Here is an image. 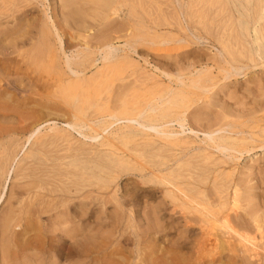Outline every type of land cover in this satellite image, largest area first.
I'll use <instances>...</instances> for the list:
<instances>
[{
  "label": "rangeland",
  "instance_id": "rangeland-1",
  "mask_svg": "<svg viewBox=\"0 0 264 264\" xmlns=\"http://www.w3.org/2000/svg\"><path fill=\"white\" fill-rule=\"evenodd\" d=\"M0 7V22H3L2 24L0 23V37H3V46H5L7 53H9L12 58L11 62L3 59L0 64L2 67L9 64V72L12 76L10 78L11 80L13 79V81L16 80L14 82L17 86L19 84L21 85L18 86L19 88L25 87L24 89H27L26 85L27 87L29 86L30 77L38 79L39 92L37 93H45L47 98L36 100L29 105L33 109L36 108L35 110L41 107L40 102L45 103L47 107L49 106L48 109L46 108L43 110V114L46 116L43 121L46 120L47 122L41 124L39 126L40 128L38 127L39 130L36 134H33L34 136L32 135L29 140H26L29 135L14 136L13 139L17 142V144L15 143L14 145L17 147H12L11 152H14L16 149L14 152L16 155L15 161H12L11 158L13 157H10V159H6V162L4 161L3 164H0V221L7 213V206H9L10 203L13 205L14 200L18 197L17 194L20 192H45L47 189H57V185H59L58 179L60 178L56 175V171L59 167V169L62 168V170H66V177L69 179H62H64L67 187L69 186L68 188L71 190L77 188L78 194L82 192L83 197L82 195L79 196L74 200L75 203L80 201L81 198V201L84 200L83 202L85 203L93 202L94 204V215H97V217L95 218V216H90L89 214L88 216L86 215L81 219V228L93 230V234H90V239L87 243L90 244L94 242L96 248H98L97 251L99 255H97V258H100V254L111 253L115 258L128 257L131 260L133 259L132 264H134L138 258L144 256H160L159 258H161L170 256L171 254L188 255L192 244H190L191 246L188 244L181 246L176 243L174 239L171 240L170 238L163 237L156 229H159V226L156 223L155 217L160 215L156 207L161 201L162 194L159 192L160 190H158L159 186L146 181L149 176L145 175V169L153 167V165L161 160L156 151L157 148H153V151H151L152 149L146 144V141H154V144L158 145L160 142L158 137L153 132H144L136 123L130 122V124L122 119H120L121 122L119 119L116 120L117 123L113 119L107 118V116L110 117L109 115H115L114 110L121 104L127 105V107L132 110H141V108L143 109L148 104L152 107L155 105V109L160 108L159 98L164 95V92L168 90L173 91L180 86L179 82L175 81V83H172L173 81L171 82L165 74L173 76L181 75L183 79L181 80L184 85L189 83L184 91L185 96L187 95L185 107L190 106V108H195L199 105V108L202 109L211 101V93L215 92V94L217 93V97L214 96L213 98L216 102L208 109H205L206 113L204 110H201V116L204 114L205 118L209 120L217 116L221 117V113H218L220 110H223V112L224 110L229 111L226 118L228 122L232 121L235 123V121H237L235 125L239 129L241 128V130L248 134L252 133L250 135H254L253 137L255 139L258 137L256 140L264 139L262 138L264 137V127L261 128L264 125V1L0 0ZM17 17L20 18L18 19ZM23 22L25 24H23ZM1 29H3L2 32ZM7 35L10 37H7ZM57 35L62 42L61 45L58 39L56 40ZM182 38L183 40H181ZM191 39L193 41H191ZM109 47L111 48L110 51L108 50ZM133 48L136 52L133 51ZM108 51L113 56V59L107 58L106 60H101V58L104 57L103 53ZM221 55H223V57ZM64 56H67L68 59L70 58L69 62L72 69L79 72L76 76H71L70 72L64 66ZM224 57L231 62L230 64L232 66L234 65L233 67H246L247 65V68L241 69L236 75L237 77L231 76L224 80L222 78L225 76V70H230L228 64L220 62ZM251 61L254 62L251 63ZM19 62L23 63V70L15 71L16 65L19 64ZM109 63H112L111 67ZM255 64L256 66L253 68ZM24 65L26 66L24 67ZM60 66L62 67V71L58 69ZM86 68L88 70H86ZM194 69L195 71H192ZM196 72L197 75H194ZM60 73L64 74L63 85L66 91L63 102L61 105H58V109L54 108V105H56V103H54L56 100L55 97L58 96L57 92H55L56 89L53 86H48V83L52 78H57ZM81 73L83 76H80ZM202 74L205 76H202ZM83 77L88 78L85 79L86 82ZM195 79H200V83L207 88L206 92L199 93V90L190 84L191 80L193 81ZM127 82L129 85H127ZM93 84L96 85L94 86ZM156 87H158V89H156ZM229 88L232 89L229 90ZM211 90L212 92H210ZM92 91L94 92L92 93ZM101 91L103 93H101ZM12 92V90H7V96L5 95L4 97L6 99H4L5 101H1V104L9 103L7 99L16 95L15 92ZM128 92L129 96H126ZM28 93L30 95L26 94V97L30 98V100L36 98L35 96L32 97L31 90ZM95 93L98 94L95 95ZM114 96L117 97L115 98ZM153 97L157 99H153ZM109 101L110 103H108ZM235 102L237 103L236 107L234 105ZM72 103L74 105H72ZM106 103L109 105V108ZM111 104L116 107L110 106ZM141 105L144 107H140ZM222 105L225 107H222ZM233 108L234 111H232ZM246 109L252 112H248ZM73 112L78 114V118L85 122L84 126L79 119L77 122V120L72 118ZM107 113L109 114L107 115ZM115 116L118 117L117 114ZM12 120L17 121L18 119L12 118ZM258 121L260 123H258ZM242 122L244 124H241ZM74 123L79 125L73 130L69 126ZM258 127H260L259 130L257 129ZM187 128L188 126H185L182 133L180 132L181 129L173 124L169 130L179 131L181 134H179V138L183 139L187 136L189 139L185 141H195L196 144L194 143V146L206 148L202 143H199L200 139H203L202 134H191ZM253 131L256 132L253 133ZM257 131L259 133H257ZM94 133L95 135L98 133V137L94 140H89L84 137V135H86V137L90 135L95 136ZM239 138L241 139L242 137ZM24 141L27 142L24 143ZM151 143L152 142H150V144ZM154 144L152 146L156 147ZM40 145L42 146L41 148ZM256 145V143H252L249 139L242 141L237 137V145L235 147L236 149H244L245 147L251 148ZM37 148L39 149L36 150ZM42 150L43 154L39 153ZM149 151H151V153ZM123 154H125V157ZM141 154L143 155L141 156ZM215 154L216 153L207 150L191 153L192 158L188 164L190 168L187 167V169L194 172V176L198 173L202 174L203 172L199 170L203 169L204 166L212 167V164L215 163L218 165L224 160ZM24 156L26 158H24ZM38 159L39 161L41 160V163L38 162ZM185 159L188 160V158ZM118 160H120V163ZM190 162H192V164ZM201 164H203V166ZM235 164L238 166V169L235 170L227 166H225V169H223V166L220 167L216 175L221 174L222 179L218 177V180L216 179L217 183L222 184L221 181H228L231 177L235 176L236 170L241 171L244 165L250 167L254 178L264 180V150H254L249 154H245V156H241L239 161L234 162V166ZM193 165L197 170H195ZM44 166L47 167L45 169L46 172L41 174L40 170ZM7 170H9V174H6ZM73 175L76 176V178H73ZM92 175H94V177ZM51 177L52 180L50 179ZM38 178L39 180L42 179V185L39 187V190L38 187L35 186L39 183H37ZM212 180L213 177L211 175L207 180L208 183L206 187L208 189L212 186ZM87 184L93 185L92 188H89V186L86 187ZM99 187L101 189H99ZM97 188L99 190H97ZM153 189L155 191L157 190V192ZM72 192H74V190H72ZM74 201L65 202V206L67 204L69 207ZM168 206L169 205L166 207L168 209L165 212L166 214L170 209ZM53 213L55 214L56 211L42 213L39 215V218H31L34 222L31 223L32 231L31 229L28 230V232L26 231L27 236L25 235L24 237L18 235L22 240L29 236H34L32 245L39 250L45 249L43 255L46 257L45 260H43V256H41V259L39 258L35 264H39L40 262L43 264L86 263L87 260L85 261L83 259L86 257L83 250H81L82 247L80 248L75 244L73 245L69 238L61 233V231H65L69 229V227L71 228L72 224L75 222L63 221L61 218V220L59 218L56 219L55 216H52L54 215ZM259 214H261V212ZM13 215H16V213H13ZM168 216H170L169 213L166 217ZM175 216L179 217V215ZM55 229L58 230L56 231ZM10 230L11 235L13 233L20 234V231L24 233V225L15 226L13 230L11 227ZM192 230V235L190 234L191 236L187 242L192 240L191 242L193 243L194 237L198 231L196 227H193ZM168 233L172 235L173 229ZM50 236L53 238L52 241L47 240Z\"/></svg>",
  "mask_w": 264,
  "mask_h": 264
},
{
  "label": "bare ground",
  "instance_id": "bare-ground-1",
  "mask_svg": "<svg viewBox=\"0 0 264 264\" xmlns=\"http://www.w3.org/2000/svg\"><path fill=\"white\" fill-rule=\"evenodd\" d=\"M7 6H9V5H7ZM18 8H19V6H18ZM20 8H21V6H20ZM14 11H16V10H14ZM201 13H202V11H201ZM12 19H13V17H12ZM23 24H25V23L23 22ZM3 26H4V24H3ZM51 28H52V26H51ZM2 30L3 29H1V32H2ZM10 32H11V30H10ZM8 35H7V37H10ZM166 38H168V37H166ZM57 39L59 41V44L61 45L62 42L59 39V36L58 35H57L56 40ZM181 40H183V38ZM191 41H193V40L191 39ZM165 42H167V41H165ZM3 44H4L3 43V37H0V58H1L0 59V63H1V61L3 59H6V60H8V61L11 62L12 58L10 57V54L7 53V50H6L5 46H3ZM58 47H61V46H58ZM16 48H18V47H16ZM110 49L111 48L109 47L108 50L110 51ZM109 51L106 52V53H103L104 54V57H102L101 60H106L107 58L113 59V56L110 54ZM133 51L136 52V50H134V48H133ZM98 52H99V50H98ZM117 55H119V54H117ZM221 56L223 57V55H221ZM222 57H219V58H222ZM64 59H65L64 60V66L66 67V69L70 72L71 76L72 75L76 76L77 73H79V72H76L77 70L75 71V70L72 69L71 64L69 62V59L70 58L68 59L67 56H64ZM127 59H129V58H127ZM123 60H124V58H123ZM39 61H37V62H39ZM172 61H174V60H172ZM220 62L221 63L224 62V63L228 64L229 67H230V70H225V74H224L225 76L222 78L224 80L227 79V78H229V77H231V76H234L235 77L241 69L247 68V65H246V67H242V66L241 67H237V66L233 67L234 65L232 66L230 64L231 62L229 60H227L225 57ZM253 62L251 61V63H253ZM16 63H17V61H16ZM95 63H96V61H95ZM109 64H110V67H111V64L112 63H109ZM25 66L26 65H24V67ZM76 66H77V64H76ZM255 66H256V64L253 66V68H255ZM9 67H10L9 64L6 65V66H3V67H2V65L0 66V164H3L4 161L6 162V159H8V158L10 159V157H13V158H11L12 161L15 159V156L16 155H15L14 152H15L16 149L14 150V152H11V148L14 147V146H16V145H14L15 143L17 144V142L15 141V139H13L14 136H17V135H22V136L29 135V137H27V138L24 137V138H26V140H29V138L33 134H36V132H38V130L40 128L39 126L41 124L47 122L46 120L43 121L44 120V117H46L45 114H43V110H45L46 108L48 109V107H49V106L47 107L45 103H41L40 102L41 105L40 104L39 105L41 107L40 108L38 107L39 109L35 110L36 108H34V109L31 108L30 107V105H31L30 103L31 102H35L36 100H40V99L47 98L45 93H41V92L39 94L37 93V92H39L38 91L39 80L36 79V78L30 77L29 78L30 84H29L28 87H27V85L25 83L27 89H24L25 87H23V88L20 87L19 88L18 86L20 84L18 83L19 85L17 86L15 84V82H14L16 80L13 81V79L11 80V78H10L12 76H11V74L9 72ZM58 69H59V71H62V67L61 66L58 67ZM22 70H23V63L22 62H19V64L16 65L15 71H22ZM86 70H88V69L86 68ZM192 71H195V69L192 70ZM221 71H222V69H221ZM245 72H243V73H245ZM64 73H66V72H64ZM206 73H208V72H206ZM206 73H205V75H206ZM188 74H189V72H188ZM194 75H197V72ZM205 75L202 74V76H205ZM80 76H83L82 73H81ZM165 76H167L168 79L171 82L173 81L172 83H175V81L176 82H179L180 86H179L178 89L175 88L173 91L172 90H168V91H165L164 92V95L159 98L160 108L155 109L154 108L155 105H154V107H152V106H150V104H148L145 107L141 105L140 107H144L143 109L141 108V110L140 109L139 110H136V109L135 110H132L129 107H127V105H124V104H121L120 103L121 105H119L118 107H116L115 105L113 106L112 105L113 103H112L110 106H113V107H116L117 108V109L114 108L115 110L114 109L113 110L115 111L114 112L115 115L117 114L118 117H116L114 114H112V115H109L110 117L107 116V118H111L114 121H116L118 119L119 120L122 119V120H125L126 122H129V123L130 122L136 123L137 126L140 127L141 130H143L144 132H149V133L150 132H153L158 137V139L160 141L158 143V145L154 144V141H146L147 142L146 144H147V146L150 149H152L151 151H153V148H157L156 151L158 152V156H159V158L161 160L158 163H156L155 165H153V167H150L149 169H145L146 170V173H147V174L145 173V175L146 176L147 175L149 176L148 180H146V181L148 183L151 182V183H154L155 185L159 186V189L158 190H160L159 192L162 194V198L160 199L161 201H160L159 205L156 207L158 209V214H160L159 216L156 214L157 217H155L156 218V223L159 226V229L158 228H156V229L162 234L163 237L170 238L171 240L174 239V241L176 243L180 244L181 246L187 245V244L189 246H191L190 244H192V247H191L190 253L188 255H184V254H174L173 255V254H171L170 256H167V257L164 256V257H161V258H159L160 256L159 257H155V256H144V257L138 258L136 260V262H134V264H264V217H263V215H264V188H263V186H264V180H259L257 178H254V176L252 175V171H251L250 167L249 166H245V165H244V168L241 171L236 170L237 172L235 173V176L234 177H231L228 181H224V182L221 181L222 184L221 183H217V180H218L217 178L218 177L221 178V174L216 175L218 173V171H219V169H220L221 166H223V169H225V166L231 167L234 170L235 169H238V166L236 164L234 166V162L235 161H239V159L241 158V156H243V155L245 156V154H249V153L253 152L254 150H264V139L256 140V139H258V137L255 139L253 137L254 135L253 136L250 135V134H252V133H250V131H249L250 134H248V133L244 132L243 130H241V128L239 129L235 125V123H237V121H235V123L232 122V121L231 122L230 121L228 122L226 120V118H227V116L229 114V111L224 110V112H223V110H220V111H218V113L219 112L221 113L220 114L221 117L220 116H217V117H214L213 119H209V120L205 118L204 114H202L204 116V118H203V116L200 115L202 113L201 110H204V112H205V109H208L212 104H214L216 102V100L213 98L217 94V93L215 94V92L211 93V97H210V98H212L211 101L208 102L205 105V107H203L202 109L199 108L200 107L199 105L196 106L195 108L194 107L190 108V106L189 107H185L186 106V102H187L186 101L187 95L185 96V92L184 91H185V87H187L189 83L184 85V83L182 81L183 79L181 78L182 77L181 75L180 76H173V75L165 74ZM96 77H98V76H96ZM152 78H154V77H152ZM85 79H88V78H84V80ZM95 81H96V78H95ZM80 82H82V81H80ZM85 82H86V80H85ZM93 82H94V80H93ZM200 82H201L200 79H195L193 81L191 80L190 84L193 87H195L197 90H199V93L206 92L207 91V88L205 87V85H202ZM48 84H49L48 86H53L56 89L55 92H57V95L58 96L55 97L56 100H55L54 103H56V105H54V108H58V105H61L62 102H63V97H64V94H65V91H66V88L63 85L64 84V74L60 73L57 76V78L56 77L55 78H52L49 81ZM262 84H263V82H262ZM127 85H129V83ZM88 88H90V87H88ZM159 88H160V86H159ZM92 89H90V90H92ZM156 89H158V87H156ZM231 89L229 88V90H231ZM7 90H12L13 92L16 93V95H13V97H11L10 99L9 98L7 99V101H9V103H5V104L3 103V104H1L2 103L1 101H5L4 99H6L4 97L7 94L6 93ZM30 90L32 91V93H31V95H33L32 97H34V96L36 97L33 100H30V98L26 97V94H29L28 92H30ZM77 91H79V90H77ZM81 91H80V93H81ZM123 91H124V89H123ZM73 92H75V91H73ZM93 92L94 91H92V93ZM117 92H119V91H117ZM210 92H212V90ZM101 93H103V92L101 91ZM96 94H98V93H95V95ZM234 94H235V92H234ZM248 94H249V92H248ZM239 95H242V94H239ZM126 96H129V92H128V95H126ZM223 96H225V95H223ZM80 97H81V95H80ZM85 97H86V95H85ZM114 97L116 98L117 96H114ZM132 97H133V94H132ZM74 98H75V96H74ZM154 98H156V97H153V99ZM87 100H89V99H87ZM105 100H107V99H105ZM114 100H116V99H114ZM152 102H153V100H152ZM190 102H192V101H190ZM108 103H110V101ZM195 104H196V102H195ZM245 104H248V103H245ZM72 105H74V104L72 103ZM88 105H89V103H88ZM234 105L236 107L237 103L235 102ZM107 106L109 108V105L108 104H107ZM243 106H244V104H243ZM213 107H214V105H213ZM222 107H225V106L222 105ZM246 107H243V108H246ZM215 108H218V107H215ZM254 108H255V106H254ZM62 109H64V108H62ZM98 110H99V108H98ZM241 110H243V109H241ZM200 111H201V113H200ZM213 111H215V110H213ZM232 111H234V108H233ZM236 111H238V110H236ZM108 112H110V111H108ZM248 112H252V111H248ZM108 114L109 113H107V115ZM213 114H214V112H213ZM206 116H207V114H206ZM12 118L13 119H18V120L17 121L15 120L16 121L15 122V121L12 120ZM72 118H74L78 122V119H79L78 118V114H75V113L72 114ZM84 118H86V117H84ZM233 118H234V116H233ZM256 118H257V116H256ZM79 121L83 123L82 124L83 126L85 125V122L84 121H82L80 119H79ZM244 121H246V120H244ZM120 122H121V120H120ZM250 122H251V120H250ZM258 123H260V122L258 121ZM173 124L174 125H177V127H179V129H181L180 132H182V133H183V128L185 126H188L187 129L189 130V132L191 134L196 135V133H201L202 136H203V139L202 140L200 139V142L199 143L200 144L202 143V145L205 146L206 148L194 146L193 144L195 143V141H193V142H191V141L190 142L185 141V140H188L189 139V138H187V136H186V138H183V139L182 138H179V136L181 135L179 133V131L169 130V128H171V126ZM241 124H244V123L242 122ZM47 125H48V123H47ZM78 125L74 123V124H71L69 127H71L74 130V128L77 127ZM251 125H252V122H251ZM263 127H264V125L261 128H263ZM259 128L260 127H258L257 129L259 130ZM124 129H127V128H124ZM255 132L253 131V133H255ZM257 133H259V132L257 131ZM94 135H95V133H94ZM84 137L85 138H88L89 140L90 139L91 140H94V139H96L98 137V133L95 136H91L90 135V136H87L86 137V135H84ZM197 137H199V136H197ZM237 137H238L239 140H242V141H244L246 139H249L252 143L254 142L257 145L255 147H251V148L245 147L244 149H236L235 146L237 145ZM239 137H242V138L240 139ZM262 138H264V137H262ZM128 140H131V139H128ZM25 142H27V141H24V143ZM150 142H152V143L150 144ZM64 143H65V141H64ZM155 143H156V141H155ZM153 144L156 145V147H153L152 146ZM240 145H242V144H240ZM143 146H144V144H143ZM41 147L42 146L40 145V148ZM1 149H3V150H1ZM38 149L39 148H37L36 150H38ZM136 150H135V152H136ZM206 150L209 151V152H212V153H216L219 157H221V159L223 158L224 160L221 163H219L218 165L215 164V163L212 164L213 166H216V167H213V166L211 167L210 165H209L210 167H208V166L205 167L204 166L203 169H200L199 170V171H201L203 173L202 174H199L198 173L196 176H194V172L190 171V169H187V167H189V165H188L189 164V161L192 158L191 153H193V152H199V151H206ZM151 151H149V152L151 153ZM3 152H4V154H3ZM20 152H21V150H20ZM39 153H42L43 154V150L41 152H39ZM124 155L125 154H123V156ZM138 155H139V153H138ZM142 155L143 154H141V156ZM116 156H118V155H116ZM123 156L121 155V158L122 159H123ZM194 156H196V155H194ZM210 156H212V155H210ZM34 157H33V159H34ZM205 157H207V156H205ZM24 158H26V157L24 156ZM185 158H188V160H186ZM58 159H60V158H58ZM208 159H210V158H208ZM118 161L120 163V160H118ZM38 162L41 163V160L39 161V159H38ZM93 163H95V162H93ZM190 163L192 164V162H190ZM202 163H204V162H202ZM147 164H149V163H147ZM29 165H31V164H29ZM201 165L203 166V164H201ZM0 167H1V165H0ZM193 167H194V165H193ZM46 168L47 167H45V166L42 167L41 170H40V173L43 174L44 172H46L45 171ZM239 168H240V166H239ZM195 170H197V169L195 168ZM8 172H9V170H7L6 174H9ZM56 172H57V174L56 173L55 174L60 178V179L57 178L59 180L58 181L59 185H57V189H54V188H53L54 190L53 189H49V190L47 189V191H45V192H37V191L36 192H33V191L32 192H22V193L20 192L19 194H17L18 197H16V199L14 200L13 205H11V203H10L9 206H7L8 207L7 208V213L5 214V216L3 218L1 216L2 220L0 221V264H35V262L38 261L39 258L44 255V253H45L44 250L45 249L39 250V249L35 248V246L32 245V241L34 239L33 238L34 236L33 237H30L29 236L28 238H25L24 240L20 239L21 238L20 236H23V237L25 235L27 236L28 230L31 229V223H34L33 222V219H31V218H33V217H36V218L38 217L39 218V215L40 214L45 213V212H51V211H56V213L55 214L53 213L54 215H52V216H55L56 219L57 218H59V219L61 218V219H63V221H67V222L68 221H74L75 222L74 224H72V227L71 228L69 227V229H66L65 231H61V233H63L64 235H66L69 238L70 242L73 243V245L75 244L76 246H78L80 248L82 247L81 250H83V253L85 254V257H86V258H83V259L85 261L87 260V262L84 263V264H132V260L133 259L131 260L128 257L115 258L111 253H107V254H104L103 253V254H100L101 255L100 258H97V255H99L98 254V251H97L98 248H96L94 242H91L90 244L87 243V241H89V239H90V234H93L92 233L93 230L92 229L86 230V228H81V219H83L86 215L88 216V214H89L90 216H95V218L97 217V215H94V211H95L94 210V204H93V202H91V203H85V202H83L84 200L81 201L82 200L81 198H80V201H77L75 203L74 200H76L79 196H81L82 195V192L80 194H78L79 192H78V189L77 188H73L72 190H74V192H72V190L70 188H68L69 186L67 187L64 179H62V178H67L66 177V174L67 173H66V170L65 169L62 170V168L59 169V167H58V169H57ZM227 173H228V171H227ZM80 175H81V173H80ZM211 175L213 177V180H212L213 183H212L211 188L208 189L206 187V185L208 183L207 180H208V178ZM89 176H90V174H89ZM92 176L94 177V175H92ZM74 177L76 178V176L73 175V178ZM86 177H87V175H86ZM47 178H48V176H47ZM50 179L52 180V177ZM68 179L69 178H67V180ZM262 179H263V177H262ZM40 180L38 178L37 183L38 182L39 183L37 185H35V186L38 187V190H39V187L42 185V179H40ZM83 182H84V180H83ZM33 183H36V182H33ZM75 185H78V184H75ZM87 186H89V188H92L93 185L87 184L86 187ZM32 187H34V186H32ZM50 187H51V185H50ZM78 187H80V186H78ZM99 189H101V188L99 187ZM99 189L97 188V190H99ZM27 191H28V189H27ZM85 192H84V194H85ZM155 192H157V190ZM9 194H10V192H9ZM82 197H83V195H82ZM83 199H85V198H83ZM72 201H74V202L72 204H70L69 207H68L67 204L65 206V202H72ZM167 205H169L168 208H170L169 209V212H167V214L168 213L170 214V216H168V217H166L167 214L165 213L166 210H168L166 208ZM5 210H6V208H5ZM149 210H151V209H149ZM142 211H144V210H142ZM260 212H261V214H259ZM13 213H16V215H13ZM150 214H152V213H150ZM154 215H155V213H154ZM175 215H179V217H177ZM146 216H148V215H146ZM50 219H51V217H50ZM145 219H146V217H145ZM91 224H93V223H91ZM23 225H24V231H23L24 233H21V231L19 232L17 230L20 234H18V233H13L12 235L10 234L11 233V230H10L11 227H12V230H13L15 226H23ZM193 227H196L197 228L198 233L195 235L193 243L191 242L192 240L190 242H187L188 239H189V237L192 235L191 233L193 231L192 230ZM40 229H42V228H40ZM44 229H46V228H44ZM171 229H173V234L172 235H170L168 233ZM31 231H32V229H31ZM107 233H108V231H107ZM18 235H20L19 236L20 238L18 237ZM47 240L52 241L53 238H51V236H50V238H47ZM67 243H69V242H67ZM82 243H83V246H82ZM110 246H111V244H110ZM106 249H108V248H106ZM186 250H187V248H186ZM42 258H43V260H45L46 257L43 256ZM83 259H82V261H83ZM39 264H43V263L40 262Z\"/></svg>",
  "mask_w": 264,
  "mask_h": 264
}]
</instances>
